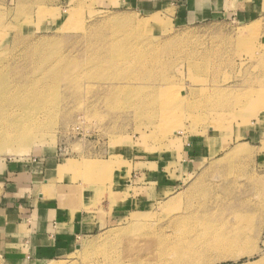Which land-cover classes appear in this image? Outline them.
Wrapping results in <instances>:
<instances>
[{"label": "rangeland", "instance_id": "rangeland-1", "mask_svg": "<svg viewBox=\"0 0 264 264\" xmlns=\"http://www.w3.org/2000/svg\"><path fill=\"white\" fill-rule=\"evenodd\" d=\"M205 1L0 0V93L33 133L0 151V207L39 159L151 200L49 264H264V0Z\"/></svg>", "mask_w": 264, "mask_h": 264}, {"label": "crops", "instance_id": "crops-1", "mask_svg": "<svg viewBox=\"0 0 264 264\" xmlns=\"http://www.w3.org/2000/svg\"><path fill=\"white\" fill-rule=\"evenodd\" d=\"M26 1L21 4L27 5ZM191 1V5H206L205 0ZM215 2L210 5H225ZM188 147L193 155L194 146ZM73 170L70 163L39 159L26 169L22 165L7 171L0 207V250L5 258L29 264L65 259L80 248L82 238L94 236L137 207L141 211L151 204L149 198L135 195L131 189L128 198L120 197L124 186L138 190V183H73Z\"/></svg>", "mask_w": 264, "mask_h": 264}, {"label": "bare ground", "instance_id": "bare-ground-1", "mask_svg": "<svg viewBox=\"0 0 264 264\" xmlns=\"http://www.w3.org/2000/svg\"><path fill=\"white\" fill-rule=\"evenodd\" d=\"M115 56H117V55H115ZM129 56L130 55H127L126 58H128ZM120 58L121 57H119L118 59H120ZM132 66H133V64H132ZM5 88L6 87L1 88V86H0V89L3 90V91L5 90ZM8 95H12V94H4V95H2V92L0 93V104H2V107L4 106L3 108L2 107L0 108V115L2 117H4L3 114L5 115V121H3V122L5 123V125H8V127L4 129V134L0 138L1 139L0 140V151L4 150L5 148H8V146H13V147L15 146L16 148H23L24 144L31 143L33 141V139H32V136H33L32 134L33 133L30 130H28L27 128H24L26 124H25V122L23 123L21 114L16 112L19 109V107H20V104H17V101L19 99H21V101H25L26 102V101H29V100H27V99H29V97L27 98L26 95H24L22 93H19V96H18L17 93L14 96H8ZM7 106H10V108H7ZM18 125H20V126H18ZM3 127H4V125H3ZM36 133L37 132H35V134ZM38 135H40V134H38ZM37 138H35L34 141H36ZM5 142H8L9 145L7 146L8 143L4 144ZM9 149H12V147L9 148ZM9 149H8V151H9ZM27 150L28 149H26V151ZM243 151H244L243 148L239 147V148H237L235 150L234 153H236L237 157H239L238 155L242 154ZM20 152H21V150H20ZM185 255H187V253L186 254L180 253V255L177 257L176 264H187L188 263V261H187L188 259L187 260L184 259ZM188 256H189V259H190L192 255H188Z\"/></svg>", "mask_w": 264, "mask_h": 264}]
</instances>
